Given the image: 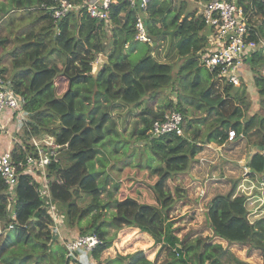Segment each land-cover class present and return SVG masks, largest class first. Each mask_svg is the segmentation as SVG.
<instances>
[{"label": "trees", "instance_id": "trees-1", "mask_svg": "<svg viewBox=\"0 0 264 264\" xmlns=\"http://www.w3.org/2000/svg\"><path fill=\"white\" fill-rule=\"evenodd\" d=\"M235 1L246 13L248 32L264 21V4L261 1ZM31 2L24 5L23 0H15L19 7H26L24 11L35 12L27 25L28 33H32L35 25L39 24L35 35L40 38L33 39L30 45L45 44L46 40L51 43H47L45 51L36 49L26 60H20L19 66L6 77L28 114L19 121L23 129L21 132L16 130L19 141L10 149L12 159H24L25 152L31 151L34 145L33 137L35 139L42 134L51 141L67 144L57 152L58 160L46 166L53 196L51 200L63 210L65 226H73L94 214L82 232L92 231L97 235L99 242L90 252L97 262L169 264L176 260L179 264H194L192 257L197 252L200 260H207V264H222V256L229 255L219 243L201 242L200 238H179L175 234L169 212L176 198L181 196L182 189L175 185L172 190L168 182L188 169L203 142L222 144L227 141L230 129L234 130L236 136L242 135L249 143L256 145L257 150L248 158V166L252 173L264 175V157L258 150L264 147V76H254L259 106L253 114L246 113L249 102L245 96L225 80L210 74L209 84L203 86L198 68L199 80L193 84L187 80V83L189 91L198 90L199 96L184 93L182 97L168 99L164 106L161 94L175 89L172 79L173 68L178 66L175 59L180 55L189 57L181 63L182 68L177 72L179 76L186 68L193 69L194 54L207 44L208 35L202 30L205 26L202 18L192 27L186 29L180 25L176 30L180 17L184 15L186 19L188 15H193V11L185 14L175 0H151L147 6L148 19L155 24H146L153 38V44L149 45L133 38L134 10L128 9L123 0L112 5L109 24L85 14L79 19L72 12L62 17L58 24H53L45 6L54 4L55 0ZM8 3L12 7V0ZM7 15L8 10L1 12L0 20ZM79 20V28L85 37L78 36L72 41L70 50L65 52V70L58 72L51 65L54 45L61 38L70 39L72 29L75 31L78 28ZM168 30L176 31L170 36ZM249 37L256 38L254 33ZM159 38L162 41L158 43ZM88 39L89 43L86 42ZM2 41L0 39V45ZM98 53H104L108 61L93 74L90 63L98 57ZM76 61L88 71L84 73L72 69L71 64ZM69 69L75 74H68ZM144 70H148L147 76L152 78V88L142 98L146 85H132L135 83L134 76L138 74L141 77L140 73ZM0 71L4 73L5 68L0 66ZM186 76L181 74L179 78ZM61 77L66 79L67 88L60 92ZM78 81L90 83L88 91L92 97L91 106L83 119L79 114H74L73 108L78 91L72 85ZM129 88L136 90L137 97L133 102L122 97ZM155 97L159 100V103L155 102L157 107L148 102H154ZM138 105L142 108L135 144L146 147L150 160L158 162L156 166H147L154 178L148 182L134 181L135 184L131 186L134 195L120 192V195L113 196L108 193L104 201L105 185L99 182L100 171L95 168V161L100 159L99 149L102 148L98 145L105 139L103 128L111 114L121 115L120 111L127 108L124 122H121L124 128L130 116L138 114L135 110ZM164 108H169L166 112L176 110L181 113L182 135L167 132L155 136L148 132L152 122L162 119L166 113ZM190 109L199 110L200 114H193ZM206 121L211 124L203 133L202 127ZM44 136L41 140L45 139ZM65 169H70L69 180L64 174ZM30 179L29 173H19L10 207L6 185L0 179V262L63 264L65 250L53 232L52 221L46 211L48 200L37 195V185L30 183ZM107 208L111 209L108 217L104 215ZM13 209H16L15 221L9 215ZM208 217L213 232L223 239L264 246L259 240L264 238V217L254 221L248 218L244 194L232 195L230 191L225 196L216 197ZM10 223L13 226L8 228ZM110 228L113 232L108 234Z\"/></svg>", "mask_w": 264, "mask_h": 264}, {"label": "built area", "instance_id": "built-area-1", "mask_svg": "<svg viewBox=\"0 0 264 264\" xmlns=\"http://www.w3.org/2000/svg\"><path fill=\"white\" fill-rule=\"evenodd\" d=\"M128 9L134 10L133 38L138 42L153 44V38L148 32L145 23V13L151 0H123ZM264 4V0H259ZM118 3V0H55L54 4L45 6L49 10L51 22L58 24L62 17L68 13H74L81 17L85 14L89 18L102 20L106 24L111 21V7ZM201 18L205 24L212 28L213 39H208L204 48L197 51L193 58L199 65H203L207 71L233 86L240 85L239 66L244 62L245 56L257 52L262 46L259 41L248 36V24L246 13L235 0H205L201 7ZM189 59L188 56L180 58V63ZM97 58L90 63L91 70L95 69ZM4 73L0 71V112L10 110L17 118L23 120L28 116L22 107L19 97L14 93ZM4 130V124L0 120V132ZM148 132L151 135H159L172 132L182 135V115L179 111L166 112L162 119L151 123ZM236 136L233 129L228 131L227 140ZM34 145L31 151L25 152L24 159H12L11 151H0V179L6 185L8 207L11 205L14 187L17 183L19 173L27 172L31 175L30 183L34 182L37 195L48 200L47 213L52 221L53 232L57 239H61L65 250L63 264H87L85 256H79V251L89 253L94 264L98 262L90 255L92 249L98 244L97 235L90 231L81 233L78 230H71L69 235L63 236V210L54 203L48 181L46 166L52 161H57L56 154L66 147V143L59 144L50 141L49 153L44 154V146L33 139ZM264 157V147L258 149ZM60 181L59 179H57ZM264 184V176L261 181ZM10 218L16 220V209L10 210ZM13 223V222H12ZM10 223L9 227L13 224ZM90 259V258H89ZM95 261V262H94Z\"/></svg>", "mask_w": 264, "mask_h": 264}, {"label": "crops", "instance_id": "crops-1", "mask_svg": "<svg viewBox=\"0 0 264 264\" xmlns=\"http://www.w3.org/2000/svg\"><path fill=\"white\" fill-rule=\"evenodd\" d=\"M204 1L195 0L193 8L190 9L191 12L193 11V15H188L186 19L182 15L179 25H184L186 29L194 26L199 18L201 19V7ZM182 6L185 5L181 4L180 8H183ZM187 12L189 10L184 13L187 14ZM202 30L206 32L208 39H213L210 26L205 24ZM248 33V36L254 33L256 38H251L260 41L262 48L245 56L244 62L238 68L240 85L235 90H240L239 94L245 96V99L249 102L246 113L253 114L259 106V95L254 83V76L256 74L264 76V21L259 24L257 30L252 27V31ZM183 57V55H180L175 61L180 63L179 59ZM198 64L197 60H194L193 68L197 69ZM197 70L199 72V69ZM209 81L205 80L207 84H209ZM191 111L194 113L200 112L199 110ZM2 112L0 117L5 120L6 124H4L5 128L2 131L3 135H0V143L3 145L0 144V151L10 150L15 142L19 141L16 130L20 124L13 123L15 115L11 111L3 110ZM210 124L206 127V130ZM7 132L12 135H6ZM256 150V145L249 143L242 135H237L232 140H227L222 144L212 141L203 142L201 148L194 155L191 165L179 176L180 183L178 185L182 189L181 196L176 198L173 205L174 215L172 216L173 227L176 229L175 234L179 238H200L201 242L219 243L227 250L229 255L222 256V264H264V251L262 250L264 246L253 243L230 242L223 239L213 232L208 217L213 200L216 197L225 196L230 191H232V195L244 194L246 196L248 218L251 221L264 217V184L261 183L264 175L262 173H252L248 166V158ZM246 180L252 183L248 184ZM254 182L259 184L260 192L255 190L256 185ZM65 229L67 227L64 225L62 229L63 236L69 235L70 232V230ZM259 240L262 244L264 243V238ZM58 241L61 243V239L58 238ZM79 256H85L84 259H87V264H94L90 262L92 258L87 256L85 252L79 251ZM192 262L194 264H207V260H200L197 252L193 254ZM97 264L105 263L98 262ZM169 264L179 263L174 260Z\"/></svg>", "mask_w": 264, "mask_h": 264}, {"label": "rangeland", "instance_id": "rangeland-1", "mask_svg": "<svg viewBox=\"0 0 264 264\" xmlns=\"http://www.w3.org/2000/svg\"><path fill=\"white\" fill-rule=\"evenodd\" d=\"M153 1V0H152ZM178 8L180 9L181 4L185 5L182 6L183 8L182 11H186L193 8L194 1L195 0H176ZM9 0H0V13L4 12L5 10H8V15L6 17H1L0 20V39H3V43L0 45V66H3L5 68L4 74L5 76H10L13 71L19 66V64L27 59L28 55H33L34 51L37 49L39 51H45L48 48L47 43H51L50 41L48 42L47 40L45 41V44H33L30 45L31 42H33V39H39L40 37L35 35L36 30L39 28V24L35 25V29L33 30L32 33H28V27L27 25L30 23L32 20V17L34 16V11L31 13H28V11H24L26 7H19L20 5L15 4V0H12V7H9ZM31 0H23L24 5H29ZM8 8V9H7ZM11 9V10H10ZM145 23L147 24L150 22L148 19V12L146 11L145 13ZM80 19V18H79ZM80 20L78 24V28L72 29L73 34L71 32L70 39L69 38H61L58 42L55 43L54 47L55 50L52 52V62L51 65L54 66L58 72H63L65 70V65H66V56L65 52L70 50L72 41L76 39L78 36L81 38L85 37L84 32L82 31L80 27ZM152 24V23H151ZM153 23L152 25H154ZM255 30L258 29V26H253ZM263 28V26H262ZM28 33V34H27ZM154 37L156 35H153ZM162 41V38L158 39V43ZM87 43L90 42V39L86 41ZM259 44L262 45V43L259 41ZM141 46V44H139ZM262 46L260 47V49ZM22 60L20 63L19 61ZM176 65L175 66L173 74H172V79L174 81L175 89H170L169 91H165L161 94V98L163 99L164 106H166L168 99H174L176 97H182L184 93H192L196 96H199V93L197 92L198 90H192V92L189 91L188 89V81L190 83H195L196 81L199 80L198 73L195 68H186L185 71L181 72L183 75H187L184 78H179L181 74H177L178 70L182 67L181 63H177L175 61ZM193 66V65H192ZM198 69L200 72V77L203 80V86L205 85V80H209L211 78L210 73L207 71V69L203 65L198 64ZM188 67V66H187ZM72 69L78 70V72H87L88 69L85 67L83 68V65L79 63L78 61L74 62L71 64ZM72 69H69L67 71L68 74L74 75L72 72ZM93 72V71H92ZM83 74V73H82ZM149 74L148 70H144V72L140 73V76H134L135 78V83L132 85L133 87H136L137 85L140 84H145V93H139V95H142V98H145L146 92H149V90L152 88L151 84V79L147 75ZM178 77V78H177ZM66 79L64 77H61L59 80L60 83V88L59 91L61 92L62 90H66ZM74 89L78 91V95L75 96L74 98V114H79L80 118H84V114L86 115L87 109L90 108V103H91V96L90 92L88 89L90 88V83L89 82H83V81H78L74 82L72 85ZM191 87H195V85H191ZM197 88V87H196ZM198 89V88H197ZM87 96V97H86ZM123 99L128 100L133 102V100L137 97L136 90L135 89H130L126 94H123ZM72 99V97H71ZM161 99V100H162ZM184 99V98H183ZM182 99V100H183ZM154 102H151L150 100L148 102L152 103L154 107H157L155 105L156 103H159V100L157 97L154 98ZM89 101V102H88ZM142 106L138 105L135 106V110L138 111L136 115L130 116V119L128 122L125 123L124 128L121 126V122H124L125 119V113L127 111V108H124L120 111L121 115H117V113L111 114L109 117L108 121L106 122L103 131L105 133V139L100 142L98 147L102 146V150L99 149L98 156H100V159L95 161V168L100 171V175L98 176L99 182H104L105 185V191L103 192L102 199L105 201L107 199L108 193L113 194V196L120 195V192L122 194H129V195H134L133 192L134 190H131V186L135 184L134 181L136 180H142V181H151L152 178H154L153 174H149V168H147L148 165L156 166L158 165V162L155 159L150 160V154L149 150L143 146H137L135 144L136 142V127L140 124V115L139 111L141 110ZM62 110V108H60ZM67 109V107H66ZM165 112L169 108H164ZM191 110V109H190ZM10 111V110H7ZM197 111V110H196ZM192 112V111H191ZM3 112H0L2 114ZM193 113V112H192ZM194 114V113H193ZM195 114H200L199 112H196ZM122 116V117H120ZM0 120L2 121L3 124H6L5 120L0 117ZM13 123H21L19 118L15 117ZM210 122L206 121L205 124L202 127V131H206V127L209 125ZM110 127V130H108ZM5 128V126H4ZM23 129V126H18L17 130L21 132ZM0 135H3V132H0ZM6 135L11 136L12 134L10 132H7ZM44 134L41 136H36V141L39 144H46L51 141V138L45 137L44 140H41ZM18 137V135H17ZM203 138V135L201 136ZM19 140V137L17 138ZM34 139V137H33ZM40 139V140H39ZM2 145V143H0ZM3 146V145H2ZM49 149L48 145L44 146V154H48ZM107 155L111 156L112 158H109ZM69 171L70 169H65L64 174L67 178V180L70 179L69 177ZM146 173V174H145ZM180 175L176 176L175 179L171 180L168 182V185L171 189L174 188L175 185H178L180 183ZM248 184H251L252 182L246 180ZM255 183V182H254ZM138 184H143L144 183H138ZM256 185V191L260 192L261 188L258 183H255ZM126 191V192H125ZM110 208H107L104 212V215L106 217L109 216L110 214ZM169 214L172 216L174 215L173 213V207L170 210ZM94 215V214H93ZM93 215H89L86 218L81 219L77 224H74L73 226L71 225H66L67 229L65 230H78L79 232H82V228L89 225V221L93 218ZM176 220V219H175ZM1 228V226H0ZM179 229V228H177ZM90 231H85L84 233H87ZM113 229L110 228L108 231V234L112 233ZM57 246H54L56 248ZM65 259V256H64ZM0 264H5L3 262H0ZM106 264V263H105ZM111 264V262L107 263ZM116 264H123V261L121 263H116Z\"/></svg>", "mask_w": 264, "mask_h": 264}, {"label": "water", "instance_id": "water-1", "mask_svg": "<svg viewBox=\"0 0 264 264\" xmlns=\"http://www.w3.org/2000/svg\"><path fill=\"white\" fill-rule=\"evenodd\" d=\"M179 26L180 25H178L176 30L179 29ZM176 30H168L167 33L171 36L173 34V32ZM107 61H108V58L104 53H98V57H97V60L95 62V69L93 70V74H96ZM233 87H234V89L238 88V86H236V85H234ZM262 250L264 251V247L262 248Z\"/></svg>", "mask_w": 264, "mask_h": 264}]
</instances>
